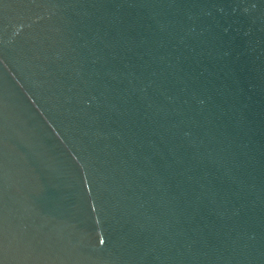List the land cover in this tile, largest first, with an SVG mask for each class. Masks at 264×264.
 I'll list each match as a JSON object with an SVG mask.
<instances>
[{"label":"water","instance_id":"1","mask_svg":"<svg viewBox=\"0 0 264 264\" xmlns=\"http://www.w3.org/2000/svg\"><path fill=\"white\" fill-rule=\"evenodd\" d=\"M0 264H264V0H0Z\"/></svg>","mask_w":264,"mask_h":264}]
</instances>
